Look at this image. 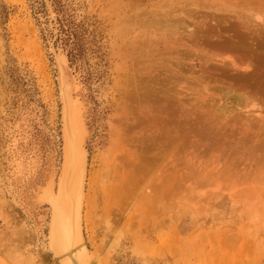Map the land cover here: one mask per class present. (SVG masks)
Segmentation results:
<instances>
[{
  "label": "rangeland",
  "instance_id": "1",
  "mask_svg": "<svg viewBox=\"0 0 264 264\" xmlns=\"http://www.w3.org/2000/svg\"><path fill=\"white\" fill-rule=\"evenodd\" d=\"M49 1L59 26L53 49ZM58 49L67 52L69 70L78 61L87 67L89 161L102 188L110 186L106 170L136 157L129 162L138 165L143 151L167 178L159 207L151 182L144 194L136 188L118 203L96 204L85 235L91 250L102 251L101 264H264V0H0V248L11 243L0 264H47L13 187L23 178L16 162L36 156L37 133L54 147L27 194L52 173L57 178ZM140 78L148 91L133 98ZM150 129L161 146L143 142ZM111 139L117 156L107 150ZM38 206L35 215L47 208ZM18 223L31 228L25 244Z\"/></svg>",
  "mask_w": 264,
  "mask_h": 264
},
{
  "label": "bare ground",
  "instance_id": "2",
  "mask_svg": "<svg viewBox=\"0 0 264 264\" xmlns=\"http://www.w3.org/2000/svg\"><path fill=\"white\" fill-rule=\"evenodd\" d=\"M48 5H50L49 7L47 6L49 10L48 16L50 22L48 24L50 26L51 32H53L49 38L50 39L49 44L50 47H52L51 49H53L54 38H56L59 34V29H58L59 26L57 24L58 23L57 15L54 12L56 9L55 10L52 9L50 1L48 2ZM61 46H62L61 42H59L57 48L59 47L62 48ZM59 50L61 49L56 50V52L54 50L55 52L54 62H56V68L58 71V77L56 75L55 76L58 79L57 80L58 94H59L60 102L62 104L61 105L62 117H63L62 161L60 162L61 164L57 172V178L55 176H54L55 178L53 177V173L52 176L49 177L47 176L48 178L46 179V182L45 181L44 183L41 182V184L35 189L32 195L33 197L30 198V196L27 194V189L29 186L37 185L35 183H39L40 180L38 182L36 181L38 179H41L40 174L43 171L42 169V166L44 165L43 162H45L43 159L44 152L48 148V146L51 148L54 147L53 144L54 142L52 138H50V140L46 142L43 140L44 135L37 133L36 136L37 141L35 143V148H34L35 149L34 152L36 156L34 160L31 161V159L29 158V160L26 161L24 159L25 156H23L19 161L16 162V166H17L16 168L18 169L16 173L17 175H21L23 178L21 180V183L16 188L13 187V190L16 192V197H17L15 203L21 207L22 213L26 219L27 218L29 220L30 218L32 219L31 220L32 226H34L32 228L34 233L33 238L35 239L34 242H36V245L35 244L34 245L36 249L40 250L41 254L43 255V259L47 264H101L102 251L91 250L85 235V231L88 224H90L93 215L95 216L93 210H95L94 208L97 207L96 204H98L100 200L102 201V199L105 201L109 200V205H111L112 202L115 201L116 203H118L120 200L117 197L119 196L129 197L131 195L130 194L131 191L136 188H138L137 192L139 194L141 192H143L144 194L148 188L147 183L151 182L153 183L151 186H149L151 190L150 188L148 189L150 193H154L153 195H155L154 196L155 199L152 200L153 202L152 204L154 206L158 205L159 207L160 203H162L161 197H163L167 191L165 185V180L167 178L165 174H162V171L159 170L160 163L157 164V167L156 166L151 167V162L147 160V158H145L146 153L143 151L144 158H142L141 155L139 154L140 163L138 165L137 162H129L131 160L137 161L138 157H136L129 161H120L118 162V164L115 162V164H113L114 166L113 171L106 170L104 176L110 186L106 187L105 189L102 188L104 181L100 176L99 168L96 167V164L94 162L91 163L89 161L88 149L91 148L90 146L93 143L92 134L94 130V121H93L94 104L92 100L89 98L90 92L88 90V87L81 78V74H86L87 67L85 64L76 61L77 64L76 65L73 64V67L69 70L68 69L69 67H67L68 59H69L67 56V52H61ZM70 65L72 64L70 63ZM143 81L140 78L138 83H136L138 87L137 85H135V87L139 91L133 92L135 94L133 98H138L140 94L141 97L146 96L148 90L145 89L146 86ZM138 106L139 105H137L136 107ZM145 108H146V104H145ZM141 122L142 121H140V123ZM149 126L150 127L155 126L157 129V125H149ZM156 129L153 130L150 129L151 133H147L146 131H144L145 133L143 132L141 136L143 142L151 141L150 143L154 145L153 140L155 139L156 140V142L154 141L155 144H160L161 146L160 142L162 138L154 133V130ZM40 130L42 132L43 128H40ZM112 139L110 141L107 150L110 151V156H114V155L117 156L116 152L119 147H117L116 143L113 145ZM104 143L105 141L103 142L102 145L106 146ZM143 146H150V145L144 143ZM100 156L99 154L95 155L96 162L99 160ZM163 156H165V153L161 154V157ZM33 161L34 162L36 161L35 164L33 166H30ZM47 162H49V160ZM133 164L135 165L132 166L133 168H129L128 170L124 169V166H131ZM50 165L51 164H49V166ZM120 169L123 170L120 171ZM136 171H139L138 176L134 174ZM155 175H157V178L155 177ZM143 186H145V188L139 189ZM143 199H145V197ZM149 202L151 203V201ZM148 203L146 200L145 205H147ZM171 203L173 202L171 201ZM36 204L47 205L46 206L47 208L46 210L43 209L40 215L39 214L35 215V212L32 210V208L34 209V207L38 206ZM173 205L175 206V204ZM13 214L16 215V218L17 217L20 218L22 216V214L20 215L19 214L17 215L15 213ZM16 218H13L14 221H16L14 223L20 222L18 220H15ZM8 223H11V221L9 220ZM20 224L18 225V227L20 226ZM16 226L17 225H14V227ZM10 230L12 235V229L10 228ZM29 233H32L31 228L28 229L27 226L26 227L20 226V228L18 229V235L15 233L17 235L16 236L17 239H19V243L22 242V244H25L26 242H28V240H30L29 238L30 236H28ZM45 233L47 239H46V243H43L42 237L44 236ZM17 245L15 246L18 247ZM15 246L13 245V247ZM10 249H11V243L7 242L5 244L4 243L2 244V248H0V251L9 252Z\"/></svg>",
  "mask_w": 264,
  "mask_h": 264
}]
</instances>
